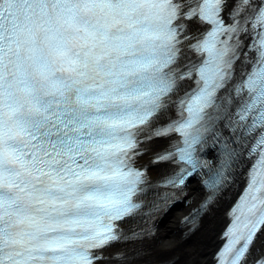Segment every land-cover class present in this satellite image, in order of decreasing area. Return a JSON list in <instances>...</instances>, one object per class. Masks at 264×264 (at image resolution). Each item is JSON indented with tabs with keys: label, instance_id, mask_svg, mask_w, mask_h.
<instances>
[{
	"label": "snow or ice",
	"instance_id": "snow-or-ice-1",
	"mask_svg": "<svg viewBox=\"0 0 264 264\" xmlns=\"http://www.w3.org/2000/svg\"><path fill=\"white\" fill-rule=\"evenodd\" d=\"M242 174L213 264H264V0H0V264H129Z\"/></svg>",
	"mask_w": 264,
	"mask_h": 264
},
{
	"label": "bare ground",
	"instance_id": "bare-ground-1",
	"mask_svg": "<svg viewBox=\"0 0 264 264\" xmlns=\"http://www.w3.org/2000/svg\"><path fill=\"white\" fill-rule=\"evenodd\" d=\"M141 159L143 165H148L151 148ZM151 167V165H148ZM246 166H242V172ZM160 169L154 168L151 177L155 180ZM243 174L226 187L215 203L203 212L193 225L183 227L180 216L191 214L200 206L205 198V190L201 187L199 177L189 182L168 206L161 208L152 215L147 224L140 219L129 220L125 229H142L155 227V235L149 236L134 243H116L107 251H124L130 257L129 264H212L213 252L218 245L220 230L227 220V208L234 198L238 187L243 182ZM182 222V220H181ZM264 242V236L257 244Z\"/></svg>",
	"mask_w": 264,
	"mask_h": 264
}]
</instances>
